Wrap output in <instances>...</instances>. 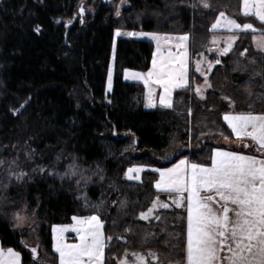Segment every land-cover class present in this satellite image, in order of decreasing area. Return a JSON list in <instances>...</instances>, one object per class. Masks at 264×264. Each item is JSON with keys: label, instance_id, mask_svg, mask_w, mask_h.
Masks as SVG:
<instances>
[{"label": "trees", "instance_id": "trees-1", "mask_svg": "<svg viewBox=\"0 0 264 264\" xmlns=\"http://www.w3.org/2000/svg\"><path fill=\"white\" fill-rule=\"evenodd\" d=\"M81 1H0V187L9 200L24 199L35 209L43 249L38 260L44 264H57L53 225L97 213L105 237H112L105 264H118L126 250L156 252L160 264H183L185 210L161 209L154 215L159 220H139L157 196H166L154 188L155 173L144 172L139 181L125 173L136 166L166 168L181 158L208 165L214 148L260 157L251 142L240 146L224 124L222 115L231 110L221 97L235 102V112L251 105L254 113H264V54L252 47L264 25L241 14V0H207L209 9L201 0H125L119 16V0H101L85 16ZM220 12L241 25L251 23L256 32L239 33L233 50L210 73L212 87L204 99L191 91L201 79L190 66V87L174 92L172 108L145 109L144 87L125 82L122 74L147 71L153 45L122 36L115 41L112 88L105 93L117 30L189 34L193 58L206 53L209 28ZM238 62L247 69L233 71ZM85 201L99 207H85ZM148 234L153 236L146 243ZM29 237L0 219L1 247L17 251L22 264H37L23 245Z\"/></svg>", "mask_w": 264, "mask_h": 264}, {"label": "snow or ice", "instance_id": "snow-or-ice-1", "mask_svg": "<svg viewBox=\"0 0 264 264\" xmlns=\"http://www.w3.org/2000/svg\"><path fill=\"white\" fill-rule=\"evenodd\" d=\"M124 0H121L123 3ZM202 6L209 9L211 6L207 0H201ZM240 11L245 17L254 16L261 24H264V0H241ZM117 16L120 15L117 6ZM83 15V9H81ZM224 30L229 35L224 39V46L219 47L220 41L213 35L211 45H216L217 58L215 65L221 64L220 57L226 56L233 50V45L241 32H256L251 23L241 25L235 19L229 18L224 12L217 15L215 22L211 24L209 32L216 33ZM39 31V28L36 29ZM117 36H148L156 41L157 52L153 53L152 67L147 73L125 71L124 78L139 79L145 86V107H156V93L153 86H158L159 105L164 108L173 106V90L189 89V59L188 41L189 34L181 36H161L154 33H121ZM161 41H175L178 53H168L167 57L159 54ZM253 43L257 50L264 54V34L259 37L253 35ZM212 51V48H209ZM247 49L240 52V57H245ZM201 59L195 62V71L204 78V83L194 89L197 96L204 99V91L212 87L208 74L213 71L214 64L206 61L202 54ZM207 63V68L202 67ZM255 63V60L250 61ZM247 65L239 62L233 71H245ZM112 71L109 69V89H111ZM246 94L251 97L250 90ZM228 101L231 111L223 114V121L231 130L235 140L243 148L251 146L260 153L245 155L236 151H225L214 148L210 155V164H189L186 160H180L178 164L170 168H154L153 172L159 173V180L154 187L157 192H166L172 197V204L178 209L187 212L186 242L184 247L183 264H264V113H254L249 105V111L235 112V102L222 96ZM23 107V105H22ZM191 115V109H189ZM223 139L229 140L223 132ZM135 143V141H133ZM2 163V162H0ZM74 167V166H73ZM43 170V169H42ZM143 167H132L127 170L125 177L128 180L141 179L140 173ZM75 174V173H73ZM23 173L16 175L20 180ZM79 183V182H77ZM186 205V207H185ZM218 205V207H217ZM85 207L98 208L99 205H89L85 201ZM121 207H125L121 202ZM168 208L167 203H162L157 196L147 211H141L138 219L150 221L159 216H153L157 208ZM17 227H20L25 217L15 214ZM71 225L53 226V251L58 257V264H105L106 242L112 237H105L104 223L99 214L86 217L73 216ZM130 232L131 229H125ZM74 232L76 243H66L65 233ZM171 235V234H169ZM149 236H145V242ZM118 239H122L118 237ZM32 257L37 264H44L38 260L37 248H31ZM4 256L0 250V258ZM132 259L129 260L128 257ZM5 264H20L19 253L13 249L7 250ZM118 264H159V254L149 251L146 255L140 252L127 250L124 258L118 260Z\"/></svg>", "mask_w": 264, "mask_h": 264}, {"label": "crops", "instance_id": "crops-1", "mask_svg": "<svg viewBox=\"0 0 264 264\" xmlns=\"http://www.w3.org/2000/svg\"><path fill=\"white\" fill-rule=\"evenodd\" d=\"M242 14V13H241ZM244 16V15H243ZM248 17H252V18H254L259 24H261L254 16H248ZM261 25H264V24H261ZM251 32V31H250ZM213 35H215L216 36V38L220 41V44H219V47H223L224 46V44H223V41H224V39L229 35V33H227L226 31H224V30H217V32L214 34L213 33ZM213 35L210 37V41L212 40V38H213ZM161 36H172V35H161ZM181 36V35H180ZM257 37H259L260 35H256ZM172 37H176V36H172ZM129 38H133V39H137V40H146V41H148V42H151L152 43V45H153V50H152V54H151V59H150V64H149V67H148V70L147 71H145V72H138V71H133V70H128V69H126L128 72H138V73H147L148 71H149V69H151V67H152V60H153V53L154 52H157V45H156V41H152V40H150V39H144V38H136V37H129ZM210 41H209V47H208V49H207V51H206V53H201L202 55H203V57L206 59V61H209V62H212L213 64H214V62H215V60H216V58H217V55H216V51H215V49H216V45H211L210 44ZM161 43V48H160V52H159V54H161V55H163L164 57H167L168 56V53L171 51L172 53H178V50L176 49V47H175V41H161L160 42ZM234 45H235V43H234ZM234 45H233V47H234ZM212 48V51H209V48ZM252 47H253V49L255 50V51H257V52H259L258 50H257V48H256V45L253 43V38H252ZM210 57L212 58V59H210ZM224 56H222V57H220V59H222ZM188 59H189V72H190V66H191V68H192V70H193V72L198 76V77H200V79H201V83H199V84H195V85H193L192 87H191V91H192V93L194 94V96L196 97V98H198V99H201L199 96H197L196 95V93H195V91H194V89H195V87L197 86V85H201V84H203L204 83V78L200 75V73L199 72H196L195 71V62L196 61H198V60H200L201 59V55L199 54V55H197V56H195V57H193V58H191L190 57V52H189V49H188ZM220 65V64H219ZM215 66H217V65H215L214 64V67ZM202 67L204 68V69H206L207 68V63H205V64H203L202 65ZM126 70H124L123 71V74H122V78H123V80L125 81V82H127V83H134V84H140V85H142L143 87H144V94H145V91H146V89H145V86H144V83L141 81V80H139V79H135V78H129V79H125L124 78V75H125V71ZM210 75V73L208 74V76ZM189 87H190V82H189ZM153 88H154V92L156 93V104H157V106L156 107H160V108H164V107H161L160 105H159V92L161 91V89L158 87V86H153ZM178 90H184V89H174L173 90V93H172V96H173V94H174V92L175 91H178ZM209 89H206L205 91H204V93H203V95L205 96V93L208 91ZM202 100V99H201ZM156 107H153V108H148L147 110H152V109H154V108H156ZM144 108L146 109V107H145V99H144ZM165 109H168V108H165ZM222 117H223V115H222ZM222 120H223V118H222ZM224 122V121H223ZM224 124H225V122H224ZM226 125V124H225ZM226 127H227V125H226ZM228 128V127H227ZM228 130L230 131V133H231V130L228 128ZM235 138V137H234ZM247 142H250V141H247ZM221 150H225V151H228L227 149H221ZM236 152H238V151H236ZM240 153H242V152H240ZM242 154H245V155H251V154H248V153H242ZM258 157V156H257ZM180 160H186L189 164H191L192 162H190L189 160H188V158H181V159H178L175 163H173L172 165H170L169 167H166V168H170V167H173L174 165H176V164H178L179 163V161ZM136 167H143V166H136ZM145 170L143 171V172H141L140 173V177L142 176V174L144 173V172H147V171H149V172H152V173H155L156 175H157V178H156V181L157 180H159V173L158 172H153L152 171V169H154V168H149V167H143ZM135 181H137V180H135ZM155 181V182H156ZM155 182H154V185H155ZM155 188V187H154ZM156 189V188H155ZM161 193H163V194H165V196H166V199L167 200H169V202H170V206L171 207H174V208H176L175 207V205L174 204H172V197L170 196V194H168V193H166V192H163V191H161ZM165 199V200H166ZM185 207H186V205H185ZM217 207H218V205H217ZM185 210V209H184ZM185 218H186V220H185V242H186V227H187V212H186V210H185ZM73 223V221H72V219H71V221H70V223H68V224H65V225H71ZM53 226H62V225H53ZM53 226L51 227V248H52V245H53V234H52V228H53ZM65 242L66 243H69V244H71V243H76L77 242V240H76V234L74 233V232H68V233H65ZM0 250H3V252H4V256L2 257V258H0V264H5V262L7 261V259H8V257H7V250L8 249H4V248H2L1 247V245H0ZM15 251V250H14ZM52 251H53V248H52ZM15 252H17V251H15ZM18 253V252H17ZM53 253H54V251H53ZM55 254V253H54ZM56 255V254H55ZM19 257H20V264H22V262H21V256H20V254H19ZM57 257V256H56ZM128 259L130 260V259H132V257L131 256H129L128 257ZM57 264H58V257H57Z\"/></svg>", "mask_w": 264, "mask_h": 264}, {"label": "rangeland", "instance_id": "rangeland-1", "mask_svg": "<svg viewBox=\"0 0 264 264\" xmlns=\"http://www.w3.org/2000/svg\"><path fill=\"white\" fill-rule=\"evenodd\" d=\"M1 1V0H0ZM101 0H91L90 3H88L87 0H82L81 5H80V11L83 9V15L85 16L88 13H92L95 5L97 2ZM117 6H119V10L121 11L124 7L127 6L126 1L124 0L123 3H121V0L116 5V11H117ZM125 33V32H121ZM140 33V32H138ZM122 37H133V36H127V35H120ZM116 35V32L114 33V39H113V45H112V51H111V58H110V63L108 67V72H107V77H106V83H105V93L109 94L111 89H109V69L111 68L112 71V77H113V58H114V50H115V41L118 37ZM136 38H144V39H150L148 36H134ZM152 40V39H150ZM153 41V40H152ZM111 88H112V79H111ZM148 109V108H146ZM0 195H2V198L0 197V219L6 221L9 226L16 231H21V232H27L30 237L23 243L25 249L27 250L28 254L32 255L31 248H37L38 251V257L42 254V246L37 238L36 235V223H37V216H36V211L33 208H30L27 203L25 202L24 199L12 201L9 200L7 196L4 195L3 189L0 187ZM4 196V197H3ZM162 203H167L169 205L168 208H162L159 207L157 210L154 212L153 216L155 213L161 209H170V202L169 200H160ZM15 214H19L23 217H25L23 224L20 227H17V222L14 218ZM151 220V219H150ZM148 222V221H146ZM131 260V259H130ZM160 264V263H159Z\"/></svg>", "mask_w": 264, "mask_h": 264}, {"label": "water", "instance_id": "water-1", "mask_svg": "<svg viewBox=\"0 0 264 264\" xmlns=\"http://www.w3.org/2000/svg\"><path fill=\"white\" fill-rule=\"evenodd\" d=\"M102 1H109V0H102ZM81 12V11H80ZM178 154L175 156L176 158H178ZM173 160H174V158L173 157H169L168 159H167V163H169V164H171L172 162H173Z\"/></svg>", "mask_w": 264, "mask_h": 264}, {"label": "bare ground", "instance_id": "bare-ground-1", "mask_svg": "<svg viewBox=\"0 0 264 264\" xmlns=\"http://www.w3.org/2000/svg\"><path fill=\"white\" fill-rule=\"evenodd\" d=\"M30 250V249H29Z\"/></svg>", "mask_w": 264, "mask_h": 264}]
</instances>
